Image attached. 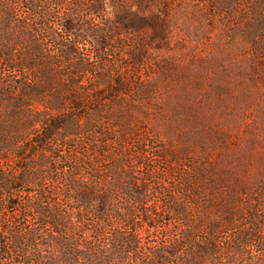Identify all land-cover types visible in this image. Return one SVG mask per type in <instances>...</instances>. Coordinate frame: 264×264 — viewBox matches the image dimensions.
<instances>
[{"label":"rangeland","instance_id":"1","mask_svg":"<svg viewBox=\"0 0 264 264\" xmlns=\"http://www.w3.org/2000/svg\"><path fill=\"white\" fill-rule=\"evenodd\" d=\"M95 1L0 0L3 177L42 122L72 111L45 163L59 157L56 180L103 142L108 175L143 181L124 207L178 253L163 264H264V0H149L160 27L134 34Z\"/></svg>","mask_w":264,"mask_h":264},{"label":"trees","instance_id":"2","mask_svg":"<svg viewBox=\"0 0 264 264\" xmlns=\"http://www.w3.org/2000/svg\"><path fill=\"white\" fill-rule=\"evenodd\" d=\"M110 1L96 0L95 6L107 20H116L111 24L115 29L134 34L160 27L149 0H138L137 5L128 1L121 10L113 11L106 6ZM83 86L88 90V85ZM72 113L68 111L65 119L55 116L42 122L41 133L17 147L11 179L0 172V255L4 258L0 264H163L167 258H176V251H162L160 245L148 241L156 228L153 222L149 221V229L144 231L130 223L124 205L135 208L142 203L146 197L140 191L143 181L125 177V182L118 183L115 176L108 175L112 169L103 170L99 161L105 143L97 141L88 148L86 159L74 161L70 171L68 167L60 173L65 179L55 178L58 168L52 164H57L59 157L52 156L45 168L47 157L54 153L50 143L67 127ZM113 184L122 193V202L112 190ZM23 194L27 200L19 203ZM25 211L34 213L36 224L28 220L32 225L19 226L15 220L20 223ZM6 213L12 220L5 221Z\"/></svg>","mask_w":264,"mask_h":264}]
</instances>
